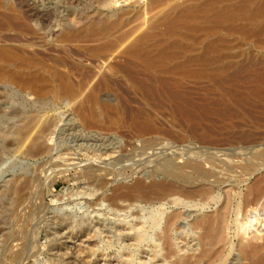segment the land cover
<instances>
[{"label": "rangeland", "instance_id": "374dc122", "mask_svg": "<svg viewBox=\"0 0 264 264\" xmlns=\"http://www.w3.org/2000/svg\"><path fill=\"white\" fill-rule=\"evenodd\" d=\"M150 1L46 0L47 22L38 20V28L31 33L0 29V35L7 39L2 41L31 43L38 51L44 64L19 70L42 78L41 85L47 88L41 99L46 102L34 104L16 86L0 82V264H257V257L262 260L264 193L263 200L251 206L246 197L264 180V159L254 157L264 150V29L261 31L258 23L248 25L239 20L222 26L225 29L182 37L185 56H196L214 43L218 48L213 56L231 63L230 71L244 67L242 79L253 74V85L259 86L258 93L245 90L252 93H248V106L254 105L244 107L252 118L244 120L235 115L227 122L205 121L224 136L217 142L204 141L189 132L179 116L172 118L165 100L161 104L148 96L126 75L127 69L135 66L136 79L151 77L124 51L136 38L150 32V21L158 14L187 0H160L149 7ZM117 18L121 23L104 35L88 33L89 28L100 29L104 22ZM66 22L67 27L63 26ZM157 42L148 43L153 46ZM109 44L114 47L108 48ZM57 60H62L61 71L78 89L77 97L95 91L99 101L94 110L102 114L103 106H118L120 124L110 122L116 118L113 113H103L93 127L82 123L77 99L59 94V80L52 75ZM16 67L14 64L12 69ZM192 83L186 81L181 86L191 88L195 100H201L207 84ZM239 84L250 86L248 81ZM214 94L210 95L212 100L220 98ZM79 102L85 108L91 105L83 99ZM28 115L48 118L58 125L55 143L40 155L25 154L26 141L7 134L13 128L16 131ZM137 116L151 117L156 131L139 136L130 127ZM179 130H184L181 139ZM78 145L83 146L82 152ZM189 159L192 164L201 163L210 178L203 181L186 168ZM254 162L257 169L262 168L250 175L246 167ZM174 163L183 170L178 185L165 175L174 169ZM97 169L108 171L107 184L99 182L94 173ZM138 181L148 187L156 183L173 186L163 195L125 196ZM204 182L206 193L173 203L180 197L179 186H201ZM220 215L223 223L217 224ZM220 235L222 242L218 241ZM244 251L250 255L247 252L245 256Z\"/></svg>", "mask_w": 264, "mask_h": 264}, {"label": "bare ground", "instance_id": "6f19581e", "mask_svg": "<svg viewBox=\"0 0 264 264\" xmlns=\"http://www.w3.org/2000/svg\"><path fill=\"white\" fill-rule=\"evenodd\" d=\"M244 1L187 0L182 4L177 2L171 7L169 12L158 14L153 20H151L149 28L150 32L136 38L124 51V55L132 58L135 63L140 64L145 73L147 72L146 74H151L150 78L147 76L136 79L138 75L136 67L130 66L127 69L126 75L132 77L133 85L141 90L145 89L148 96L155 98L160 102L162 101L161 104L163 103V100H165L168 103V107L171 108L172 118L176 119V117L179 116L189 127V132L194 133L204 141L217 142L224 136L223 133L215 132V130L213 131L210 125H206L205 121L212 122V120L216 119L227 122V119H230L231 116L235 115L244 120L250 119V117L252 118L250 110L244 107L250 106H248V104H251L248 102L249 99L251 100L249 94L251 92L253 93V91L258 93L257 90L259 89V86L256 85L258 86L256 87L253 85V74L248 75L247 79H242V74L245 73L243 70L244 67L230 71V68L233 67L231 63L225 64L222 62V57L213 56L211 53H215L218 48L214 43L207 44L204 51L196 56H185L187 48L181 44V39L188 34L197 36V34L200 33H210L216 28H224L222 26L234 25L239 20H244L248 25L258 23L257 25L262 31L264 29V22L261 21L264 19V2L255 3L252 1L247 2L248 0L246 2ZM158 2H160V0H151L149 7H153ZM47 10L46 0H0V29H5L7 31L22 30L23 32L31 33L33 29L38 28V20H41V22H47ZM65 21L66 20H64V22ZM120 23L121 18H117L114 22L108 20L104 22L103 27L100 29L89 28L88 33H93L94 36H102L107 30H109V28L116 27ZM63 26L67 27L68 23H64ZM243 31L245 32V30ZM247 31L245 33H248ZM254 32L252 33L255 34ZM253 34H251V36ZM258 34L260 33H257V36H259ZM2 38L3 37L0 35V82L5 83L6 85L9 84L16 86L19 90L17 91L24 93V98L28 102L44 104L46 101L41 99L44 98V90L47 88L43 89V86L41 85L42 78L32 74L26 75L19 70L26 65H43L44 63L38 57V51L34 49L31 43H20L19 45L8 44L5 41H2ZM9 38L10 36L8 37V40L10 41ZM124 38H127V36ZM3 39L7 40L6 38ZM12 39L14 38L12 37ZM149 41L158 42L155 45L153 44V46H150L148 43ZM107 47L112 49L114 44H109ZM14 64L17 65L16 70L12 69ZM54 65L55 67L52 71V75L59 80V94L66 99H77L75 101L77 105L76 110L84 125L89 127L96 126L100 122L103 113L115 114L116 118H113L110 122L114 125L120 124L122 118L118 106H103L101 110L102 114H99L93 108L99 101L96 92L93 91L88 93V95L82 98L77 97L79 94L78 89L72 85L67 74L61 71V68L63 67L62 60L55 61ZM161 75H164L165 78H160ZM258 76H260V73ZM261 78H263V76ZM255 79L258 80L259 78ZM186 81L191 83L193 81L194 84L198 85L201 83L207 84L205 85L206 89L203 90V88H201L203 90V95L201 94V100L198 99L199 102L197 98L196 101L193 97L191 90H189L191 88L188 87L189 89H185L181 86L183 83H186ZM246 81H248L250 86L241 87L239 83ZM245 90H251V92L249 91V93ZM212 93L217 94L216 96H219L221 99L212 100L210 98ZM253 95H255V93ZM80 99H83L85 102L87 101L91 105L88 108H85L84 103L79 102ZM233 101L234 103H232ZM230 102L232 103L231 105H229ZM261 108L263 107L261 106ZM262 110H264V108ZM19 125L20 127L17 128L16 131H13V128L7 134L17 135L20 138V141H26V146L25 148L23 147V149L24 153L27 155H40L47 152L50 149L49 146L55 143L57 139L55 137V133H57L55 130L58 125L51 119L46 118L45 120H42L38 115H28ZM226 125L227 124H225V126ZM130 127L134 129L139 136H144L156 131V127L149 116H137L133 118L130 121ZM223 130L226 129L223 128ZM183 131L184 130H179L177 133L178 138H182ZM229 134L234 133L230 132ZM226 135L227 134H225V136ZM240 135L242 137H247L246 134L243 133ZM184 136H186V134ZM82 148V145L77 146L79 152L83 151ZM254 157L257 159H264V150L258 151L257 155H254ZM254 157H250L252 161ZM259 161L260 163H263L261 160ZM197 163L198 165H196ZM197 163L195 162V164H192L189 159L185 167L190 168L195 174L200 176L203 181H206L210 178V172L205 171L206 169H203L205 167L202 168L199 165L201 163ZM254 163H250L248 166L246 165V169L250 172V175L255 174L259 167L262 168L259 164L260 166L257 169V162ZM174 164L175 167L172 169L175 171H171L172 169H170V172H167V174L164 173L166 176L175 180L174 183L176 182V185H178L179 181L183 179V170L177 166L176 163ZM68 168H66V170H68ZM102 172H105V174H102ZM94 173L97 175L99 182L103 185L107 184L106 178L109 176L108 171L97 169ZM184 185L187 186H179L181 187L180 190H178L180 197L173 201L174 204L183 203L185 202V199L194 198L198 193H206L208 191L205 182L201 186H194L191 183H185ZM172 186L173 185L167 183H156L153 187H148L145 186L142 181H138L133 187L129 188V190L127 188L128 191L125 196L135 195L140 198H146L153 193L163 195L168 193L169 190L172 189ZM263 193L264 180L262 179V181L258 182L253 187L251 193L247 195V204L251 206L252 203L254 205L256 204L254 202L262 201L263 199H260ZM251 215L252 214L249 216ZM216 223H223L222 215L216 218ZM218 241H223L222 235L218 237ZM256 246V248H258V244ZM245 252L246 251H244V253ZM247 252L245 256L247 255ZM248 255H250L249 252ZM261 256L264 257L262 253ZM263 257L261 260L262 263H264ZM257 258V260L260 261V258ZM258 261H256L257 264H261L258 263Z\"/></svg>", "mask_w": 264, "mask_h": 264}]
</instances>
